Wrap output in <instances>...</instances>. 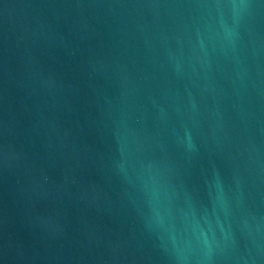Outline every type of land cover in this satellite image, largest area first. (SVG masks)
<instances>
[{"label":"water","instance_id":"obj_1","mask_svg":"<svg viewBox=\"0 0 264 264\" xmlns=\"http://www.w3.org/2000/svg\"><path fill=\"white\" fill-rule=\"evenodd\" d=\"M93 264H264V0H33Z\"/></svg>","mask_w":264,"mask_h":264}]
</instances>
